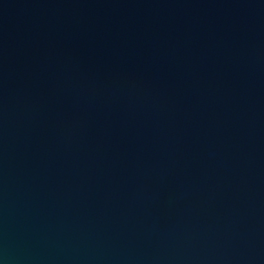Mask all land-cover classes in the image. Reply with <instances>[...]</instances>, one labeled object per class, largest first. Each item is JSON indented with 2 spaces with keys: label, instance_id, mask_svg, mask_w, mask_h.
Wrapping results in <instances>:
<instances>
[{
  "label": "water",
  "instance_id": "obj_1",
  "mask_svg": "<svg viewBox=\"0 0 264 264\" xmlns=\"http://www.w3.org/2000/svg\"><path fill=\"white\" fill-rule=\"evenodd\" d=\"M0 264H264V0H0Z\"/></svg>",
  "mask_w": 264,
  "mask_h": 264
}]
</instances>
